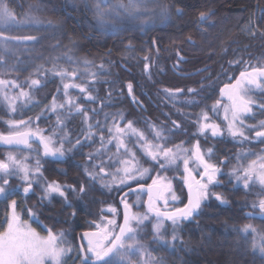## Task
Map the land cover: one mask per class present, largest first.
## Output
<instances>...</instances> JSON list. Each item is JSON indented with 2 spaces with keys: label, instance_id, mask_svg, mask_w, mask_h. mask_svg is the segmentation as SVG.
Segmentation results:
<instances>
[{
  "label": "trees",
  "instance_id": "obj_1",
  "mask_svg": "<svg viewBox=\"0 0 264 264\" xmlns=\"http://www.w3.org/2000/svg\"><path fill=\"white\" fill-rule=\"evenodd\" d=\"M5 2L18 19L24 18L27 15L26 11H33L44 24L29 27L26 31L22 30L23 34H16L20 30H15L14 34L18 36L38 34L43 36L44 40H48L46 42L53 44L52 48L42 47L43 56L33 61H26L30 57L27 53L20 57L18 54L10 55L0 51L6 60L4 68L8 69L5 75L17 74L16 80L20 82L31 78L39 79L41 77L30 76V73L34 72L37 65L52 68L50 56L56 53V57H62L63 53H67L73 59H87L92 64L88 66L87 72H83L86 70L85 66L79 65L83 75L78 82L89 81L91 94L98 98L94 103L86 102L77 89H71L70 95L88 109H102L93 120L103 122L104 113H123L124 123L134 121V125L149 136V123L155 124L165 129L164 134L169 137V147L184 142L183 147L191 149L192 145L198 142L202 147H209L212 150L210 156L212 163L219 164L220 159L226 157L227 161L223 165L225 168L247 166L249 160L254 159V152L258 150L259 143L249 141L239 143L227 136L212 137L206 133L201 134L195 121L201 110L206 109L212 117L223 124V121L211 111L212 105L220 99V88L225 83L233 82L234 77L244 68L242 63L230 65L229 61L243 60L254 64L264 61V35H261L264 33V0H147L145 6L151 10L147 15L135 20H129L126 13L107 17L109 25H117L115 30L110 26L101 29L97 25L93 11L89 10L96 0H5ZM126 2L127 0H109L103 7ZM160 4L168 5L167 18H161L159 15ZM177 9L181 11L177 12ZM209 10L211 15L208 22L199 23L198 14ZM49 20L56 22L57 26L54 29L47 27ZM142 20H148L149 23L142 26L140 23ZM252 32L256 35H250ZM57 44L60 46L54 47ZM145 57L149 59L146 60ZM58 64L69 70L73 67L65 58L59 59ZM101 64L103 68H100ZM145 64H149L147 71ZM92 73H96L95 83H91ZM229 76L233 77V80L230 81ZM43 79L47 81L45 86L31 92L32 106L19 107L17 113L12 115L9 108L0 103V133H8L11 130L7 123L9 120H27L31 117L33 124L30 127L34 130L38 125L45 130L44 134H47L53 129L59 115L65 120L66 130L75 142L77 135H82L80 116H68V110L65 109L59 113L45 112L39 121L36 120L41 109L50 103L58 87L61 88L59 102H63L64 99L62 84L58 77H53L49 73ZM129 84L132 85L131 94L128 90ZM23 87L28 90L26 83ZM177 88L182 89V93L174 97L165 94V89ZM188 88H196L199 94L188 93ZM252 95L255 98H264V88L252 92ZM188 100H196L199 103L188 104L186 103ZM36 101L39 103H35ZM263 112H258L254 117H261L260 113ZM254 117L252 119L244 117V124L257 123V118ZM111 119L109 116V122ZM173 121L180 125L179 129L174 128ZM252 132L254 131L246 130L250 136ZM134 141L136 139L131 138L129 145L137 152L141 163L150 168V175L139 180V183H149L154 173L163 176L172 181L174 192L180 198L170 203V209L182 206L186 201V188L180 181L183 175L182 163L178 162L177 165L160 170L158 164L153 166L152 162H145L146 158L135 146ZM70 146L67 143L64 145L65 148ZM99 146L97 136L95 143L85 144L68 154L62 161L51 157L37 158L41 164L48 163L44 179L56 180L60 184L70 183L72 179L70 186L76 191H72L71 188L66 190L68 203H65V198L58 194L42 199L43 181L39 178L34 182L33 190L25 194L24 183L19 176L7 177L9 178L7 187L11 194L6 198L0 196V232L7 227L6 216L10 211L8 206L12 200H16V210L20 213L21 219L40 234L44 235L48 229H52L54 233L63 231L67 237L66 241L73 246V251L66 258V264H80L78 236H81L85 229L95 228V223L99 224L108 214L104 207L111 203L118 209L119 221L121 211L117 198L124 189L137 184L131 183L121 188L103 187L100 180L94 183L90 181L85 174L86 168L91 170L87 154L94 152ZM34 148L40 151L37 146ZM10 149L19 148L0 147V160L6 159L5 153ZM241 150H249L253 154L239 158L237 155ZM115 151V145H112L107 153L96 157V160L106 159ZM263 153L264 151H258V154ZM37 159L31 157L25 161L34 167ZM115 167L113 164L112 169ZM217 180V184L210 186V192L222 194L226 203L221 204L214 195H210L202 204L199 214L191 220L182 222L176 229L175 240H170L173 236L171 222L165 221L170 225L162 231L163 239L169 241L167 247L161 246L154 239L152 225L156 218L149 214L150 219L146 222L139 239L154 257L163 258V264H264V255L259 250L260 243H256L254 234L251 231L247 234L240 231L245 225H252L258 230L259 236L264 234V218L247 217L245 214L246 211H259L253 207V202L257 203L264 198V192L261 188L253 186L246 189L244 185L237 184L230 174H220ZM81 184L91 185L86 195L79 194ZM134 193L126 197L132 200ZM143 199L144 195L141 196L139 205L137 207L133 205V208L146 214ZM28 209L36 214V218L29 217ZM253 241L256 247H253ZM137 259L138 256L131 257L133 262Z\"/></svg>",
  "mask_w": 264,
  "mask_h": 264
},
{
  "label": "snow or ice",
  "instance_id": "obj_2",
  "mask_svg": "<svg viewBox=\"0 0 264 264\" xmlns=\"http://www.w3.org/2000/svg\"><path fill=\"white\" fill-rule=\"evenodd\" d=\"M147 0H127V3H120L110 7H103L107 5L109 0H96L95 4L89 9L93 11L94 19L97 25L101 28L111 27L116 29V24L109 25L107 17L112 16L115 8L119 7L124 10L129 20H135L140 16L147 15L149 9L146 8ZM32 6H30L31 9ZM87 8V3L85 4ZM180 12V9L176 10ZM158 12L161 18H167L169 15V7L166 4L158 5ZM211 11L200 12L198 14V22H208ZM26 20L40 25L41 20L32 15H27ZM24 21L15 19L12 11L9 9L5 0H0V40L5 43L9 38L3 36V30L13 25L19 26ZM141 25L149 23L148 20H142ZM56 22L47 21V27L55 28ZM250 35H256L255 32ZM261 35H264L262 33ZM25 40H35L36 37H24ZM189 39H191L189 37ZM71 43V41H70ZM57 44L54 47H59ZM131 47V45H128ZM6 51V49H5ZM65 58L69 65H73L71 70L67 67H62L58 64V60ZM145 59H149L145 57ZM53 67L44 68L43 65H37L34 72L30 76L41 77L39 79H26L23 82L18 80H10L0 78V92H3V99L7 101L9 112L12 115L17 113L18 106L27 108L33 105V98L31 95L32 90L45 86L46 80L43 79L47 74L51 73L53 77H58L62 84L63 102H59L58 96L61 88L58 87L55 94L52 95V100L49 104L41 109L40 114L37 115L36 120L39 121L45 112L59 113L67 109L68 116L81 117V133L77 135L75 142H73L69 131L66 130L65 120L59 115L54 126V130L50 135H44V129L38 125L33 130L30 126L33 124V119L29 117L27 120H9L8 127L11 129L8 134L0 133V143L8 146H19L21 144L30 147L29 141L35 137L38 138L40 145L43 147V157H51L54 160L62 161L68 154L73 153L75 150L80 149L85 144L95 143L98 136L100 146L94 152L87 154L88 163L91 164V170L85 169V174L93 183L97 180L103 182V187H111L113 185L128 186L130 183L139 184L140 178L149 173L150 169L144 168L140 163V158L137 152L128 147L132 137L136 139V146L138 150L143 153L146 158L145 162H152L153 166L159 165V169L163 170L166 167L177 165V162L183 160L185 178L184 182L188 188V202L182 208H175L168 210V196L171 197L173 202L180 198L172 191L171 182H165V178L157 177L152 179V184L148 185L147 191L149 199L147 201V213L135 214L130 211L131 205L126 200L127 193L121 198V204L124 208L123 223L117 224L115 219H107L106 222L102 218L101 223L96 225L97 231L85 232L82 239L87 240V247L81 245L80 264H163V258H157L147 250L145 245L140 241L139 236L143 231L146 222L149 221V214H155L156 223L152 225V232L154 239L163 247H167L169 241L163 239L164 222L170 221L173 226V237L176 239L175 231L184 221L191 220L194 216L198 215L202 204L214 195L216 200L221 204L226 203V200L219 193H211L210 186L218 183L217 175L221 172L217 164L212 163L210 156L211 149L207 150L206 154L201 151L200 145L197 142L192 145L191 149L183 147V143L169 147V137L166 136L165 129L157 127L155 124L149 123V134L144 130L138 129L134 126V121H127L124 123L125 116L123 113H104V121L93 120V117L99 114L102 109L92 108L88 109L77 101V98L70 95L71 89H77L83 95L86 102L94 103L98 97L93 96L90 91V82L82 81L76 83L83 73L80 72L79 65L82 63L87 68L92 64L87 59L76 58L67 53L64 57L51 58ZM243 64L244 68L240 71L239 76L234 77V82L225 83L220 88L221 97H227L230 101L229 105H223L221 99H217L212 105L211 111L218 113L219 108H224V121L227 122V132L233 137H239L242 141L249 139H257L264 142V121H260L256 125H245L244 117L253 112V105L255 101L248 96L250 86L257 88L264 87V61L252 63L243 60L229 61V64ZM6 65L5 56L0 54V68ZM14 67V66H12ZM145 70L149 68V64H145ZM103 68V65H100ZM207 69H204L206 71ZM2 75V73H0ZM91 83H95L96 73H92ZM229 80L233 77L229 76ZM28 85V90H25L23 85ZM13 89H19V92L10 96L8 93ZM129 94L132 93V85H128ZM203 90L201 86L200 91ZM165 94L174 97L182 93V89H165ZM188 93L198 95L199 92L196 88H188ZM18 102H21L18 105ZM35 103H39L36 101ZM188 104H198L199 101L188 100ZM264 109V104L259 105ZM112 119L109 122L108 117ZM119 117V118H117ZM173 126L176 129L180 125L173 121ZM195 124L198 126L199 133L204 134L206 130H210L212 136L223 134L221 125L212 121L209 111L202 109L197 115ZM27 128V130H22ZM259 129V130H257ZM246 130L254 131V136L249 137L245 134ZM170 132L171 129H168ZM61 132L63 133L61 135ZM71 145L65 148V144ZM58 145V146H57ZM115 145L116 151L107 156L106 159L96 160V157L103 156L108 152L110 146ZM252 153H247L251 155ZM95 161V162H94ZM191 164L203 170L199 173L201 180H196L192 173L193 168ZM225 163V161H221ZM116 167L112 169V165ZM111 169V170H110ZM14 170H19L22 173V181L25 185L23 192L30 193L33 190L34 182L37 178L43 180V193L44 198H50L53 194H58L60 197L65 198V203H68L65 192L68 188L72 191L76 189L69 185H62L56 180H46L41 171L40 159L36 160L33 168H29L19 161L12 153L7 154L5 160H0V179L3 183L0 184V196L11 194L8 189L9 179L14 174ZM231 175L236 177L237 182L243 181L244 187L250 188L252 183L258 182L261 185L262 192H264V155L258 156L257 160L249 162L247 166H237L231 171ZM110 178V179H109ZM85 184L79 186V194L86 195L88 187ZM144 185L139 184L137 189L132 191L142 192ZM155 190V191H154ZM163 200L164 210L162 211L158 206V202ZM70 206V205H69ZM256 202H253L255 208ZM10 211L8 212L7 227L4 231L0 232V264H66V257L73 251V246L64 239V232L54 233L52 229L47 230V236L41 237L37 234L35 229L31 228L27 222L21 221V215L17 212V201L12 200L9 204ZM259 208L264 214V198L259 200ZM108 211L116 214L117 209L109 206ZM30 218H36V214L28 209ZM115 227H119V231H115ZM241 232L247 234L249 231L257 233V229L252 225H245ZM246 238V236H245ZM67 244V247L63 245ZM253 241V247H256ZM259 250L264 255V234H260ZM132 256H138V259L133 262ZM119 258L117 261L116 258Z\"/></svg>",
  "mask_w": 264,
  "mask_h": 264
},
{
  "label": "rangeland",
  "instance_id": "obj_3",
  "mask_svg": "<svg viewBox=\"0 0 264 264\" xmlns=\"http://www.w3.org/2000/svg\"><path fill=\"white\" fill-rule=\"evenodd\" d=\"M127 3V2H126ZM125 3V4H126ZM118 5V4H117ZM10 9V8H9ZM11 11H12V13H13V15H14V17H15V19L16 20H18V21H24V23L23 24H21V25H19V26H15V25H13V26H11V27H8V28H5L4 30H3V36L4 37H7V38H9L8 39V41L5 43L4 41H2V40H0V51H3L4 53H8V54H10V55H16V54H18V55H20V57L21 56H23V54H28V55H30V57H29V59H27L26 61H29V60H35V59H37V58H41L42 56H43V54H44V51H42L41 49H42V47H49V48H52L53 47V44L52 43H48V42H46V41H48V40H44V38H43V36H40V35H38V34H36V35H32V36H18V35H16V34H23L22 32V30H24V31H26V29L27 28H29V27H38V26H42V25H44L43 24V22L40 24V25H36V24H33V23H31V22H29V21H27L26 20V16L27 15H32V16H36V14L33 12V11H26L27 12V15L24 17V18H22V19H18L17 17H16V15L14 14V11L12 10V9H10ZM122 13H125L124 12V10L123 9H121V8H119V7H116L115 8V12H114V14H118V15H120V14H122ZM127 15V14H126ZM37 17V16H36ZM151 22H152V20H151ZM15 30H20V31H17V33L16 34H14V32H15ZM24 37H36V39L35 40H25L24 39ZM5 49H6V51H5ZM3 54V53H2ZM46 54V53H45ZM50 54V53H49ZM66 53H63L62 54V57H64V55H65ZM56 55H57V53L53 56V55H51L50 57L51 58H53V57H56ZM44 58V57H43ZM82 64V63H81ZM82 66H85V65H83L82 64ZM85 71H83V72H87V71H89L88 69H89V67H85ZM7 68H1L0 69V72L2 73V75H0V78H3V79H10V80H16V77H18V75L17 74H15V76H9V75H5L6 74V72H7ZM31 79H36V78H31ZM76 83H79L78 82V80H76L75 81ZM234 82V81H233ZM81 83V82H80ZM222 88V87H221ZM263 88L264 87H260V88H257V87H255V86H250L249 87V90H248V96L252 99V100H254L253 98H252V93L251 92H254V91H261V90H263ZM26 90V89H25ZM19 92V89H13V90H11L9 93H8V95H10V96H14V95H16L17 93ZM219 98L222 100V104L223 105H229L230 104V101L227 99V97H221V95L219 96ZM255 98V97H254ZM259 98H262V97H259ZM0 103H3V104H5L7 107H8V103H7V101H5L4 99H3V92H0ZM21 102H18V105L20 104ZM256 103V102H255ZM260 104V103H259ZM258 104V105H259ZM20 106H18V108H19ZM255 110H256V107H255V105H253V112H255ZM252 112V113H253ZM215 115L214 116H216L217 118L219 117L222 121H223V124H220V122L216 119V118H214V117H212L211 116V114H209L211 117H212V121L213 122H215V123H217V124H219V125H221V128L223 129V134L222 135H218L217 137H220V136H227V137H229L231 140H233V141H235V142H239V143H242V142H244V141H242L239 137H237V138H233L228 132H227V122L226 121H224V119H223V117H224V108H223V106H221L220 108H219V112L218 113H214ZM259 122V121H258ZM56 124V123H55ZM253 125H256V124H253ZM54 126L55 125H53V129L50 131V132H48L47 134H44L45 136H47V135H50L51 133H52V131L54 130ZM136 128H138L136 125H134ZM138 129H140V128H138ZM22 130H25V129H22ZM27 130V129H26ZM257 130H259V129H257ZM205 133L206 134H209L210 136H212V133H211V131L210 130H206L205 131ZM245 134L247 135V136H249V137H253V136H250V135H248L246 132H245ZM213 137V136H212ZM216 137V136H215ZM135 137H132V139H134ZM254 140H256V139H249V140H246V141H249V142H255ZM135 142V144H136V141H134ZM130 143H128V147H130V148H132L133 149V147H131L130 145H129ZM200 145V144H199ZM58 146V145H57ZM136 146V145H135ZM137 148H138V146H136ZM200 149H201V151L202 152H204L205 154H206V159H207V150L208 149H210L209 147H202L201 145H200ZM134 150V149H133ZM135 151V150H134ZM9 153H12L13 155H15L16 156V158L19 160V161H21V163L22 164H24V165H27L30 169L33 167V166H30L29 164H27L26 163V161H25V159H31V157H33V158H39L38 156H39V153H38V150H35V148H33V147H27V148H21V149H17V150H15V149H10V150H8L6 153H5V155L7 156V154H9ZM247 153H252V152H250L249 150H241L239 153H238V157L239 158H241V157H246V156H249V155H247ZM255 153V156H254V159L253 160H257V157L258 156H261V155H264V153L263 154H258V150L257 151H255L254 152ZM143 154V153H142ZM253 154V153H252ZM24 159V160H23ZM252 160V161H253ZM178 162H181L182 163V167H183V175H182V177H181V179H180V181L182 182V184L185 186V188H187V186H186V184H185V182H184V178H185V172H184V164H183V160H180V161H178ZM177 162V163H178ZM249 162H251L250 160H249ZM249 162H248V164H249ZM140 163H141V161H140ZM141 165L144 167V168H148V169H150L149 167H147V166H145V165H143L142 163H141ZM217 166L218 167H220V169H221V172L217 175V178H218V176L220 175V174H223V173H226V174H230L231 175V171H232V169L234 168V167H237V166H232V167H228V168H225L224 166H223V164L221 165V164H217ZM190 167L191 168H193L194 169V171H193V175H198L200 172H201V168H199V167H197L195 164H191L190 163ZM150 175V171H149V173L148 174H146L145 176H143L142 178H140V180H143V179H145V178H147L148 176ZM12 176H19L20 177V180L22 181V179H21V177H22V173L21 172H19V170H14V174L12 175ZM12 176H10V177H12ZM232 177H233V179H234V181L237 183V184H241V185H244V183H243V181H239V182H237V180H236V177L234 176V175H231ZM155 177H157V173H154V175H153V177H152V179L153 178H155ZM160 177H163V176H160ZM164 178V177H163ZM152 179L150 180V182L149 183H152ZM167 181H170V180H168V179H166L165 178V182H167ZM23 182V181H22ZM171 182V186H172V191H174V189H173V183H172V181H170ZM3 182H0V184H2ZM131 184V183H130ZM113 186H117V187H119V188H121V187H123V186H118V185H113ZM251 186H253L254 188L255 187H257V188H261V185L258 183V182H256V183H252L251 184ZM24 187H25V185H24ZM262 189V188H261ZM176 194V193H175ZM143 195V192H135L134 193V195H133V199L132 200H130L128 197H126V200H127V202L129 203V205H131V212L132 213H135V214H141V215H143V214H145V213H142V212H139V211H137V210H135L134 208H133V205H135L136 207L139 205V203H140V198H141V196ZM168 206H167V208L168 209H170L171 208V205H170V203L171 202H173L172 200H171V197L170 196H168ZM256 209H258L259 211H260V208H259V202H257L256 203ZM109 206H111V207H114V208H116L117 209V207L114 205V204H109V205H107V206H105L104 207V209H105V211L108 213V214H106V216L103 218L104 219V221L106 222V220L107 219H115L116 221H117V224L119 225L120 224V220L118 221V213H116V214H113V213H111V212H109L108 211V208H109ZM157 206L160 208V209H162V210H164V202H163V200H161V201H159L158 202V204H157ZM117 212H118V209H117ZM21 221L22 222H25V221H23L22 219H21ZM101 223V222H100ZM99 223V224H100ZM155 223H156V221H155ZM27 224L31 227V228H33L28 222H27ZM168 226L170 227V225H168L166 222H164V229H162V231L163 230H165L166 228H168ZM171 227H173L172 225H171ZM34 229V228H33ZM118 229H119V227H115V231L117 232L118 231ZM36 231V230H35ZM37 232V234L39 235V236H41V237H46L47 236V232L44 234V235H42V234H40L38 231H36ZM254 234V238H255V240H256V243L257 244H259L260 243V236H259V234H258V232L257 233H253ZM173 237V236H172ZM64 239L65 240H67V237H66V234L64 233ZM170 240H173L172 238L170 239ZM64 247H67V244H65V245H63ZM67 258V257H66ZM49 264H51V262H49Z\"/></svg>",
  "mask_w": 264,
  "mask_h": 264
},
{
  "label": "water",
  "instance_id": "obj_4",
  "mask_svg": "<svg viewBox=\"0 0 264 264\" xmlns=\"http://www.w3.org/2000/svg\"><path fill=\"white\" fill-rule=\"evenodd\" d=\"M237 76H239V74H238ZM237 76H236V77H237ZM222 87H223V86H222ZM4 134H8V133H4ZM30 142H36V143L41 147V149L43 150V147H42V145H40V143H39V141H38V138L33 137V138L29 141V143H30ZM19 146H25V145L21 144V145H19ZM0 147H18V146H8V145H4V144L0 143ZM222 161H224V160H222ZM192 175H193V174H192ZM193 177H194L196 180H201V176H200V175H199L198 177L195 176V175H193ZM139 184L144 185V190H143V192L145 193L144 206H145V208H146V210H147V201H148V199H149V194H148V191H147V187H148V185H150V184H152V183H139ZM139 184H135V185H133V186H130V187L124 189V190L119 194V196H118V198H117V202H118V205H119V208H120V211H121V221H120V224L123 223V215H124V208H123V205L121 204V198L124 197L126 193H127V194H130V193L136 192V191H132V189H137V188L139 187ZM154 191H155V190H154ZM187 202H188V188H186V201H185V203H184L182 206L177 207V208H182L185 204H187ZM173 209H175V208H173ZM173 209H168V210H173ZM161 210H162V209H161ZM130 211H131V209H130ZM162 211H163V210H162ZM245 214H246L247 217H255V218L262 217V218H264V214H262L261 212L246 211ZM151 215H153V216L155 217V214H151ZM97 224H98V223H95V226H96ZM95 231H97V228H96V227L93 228V229H85V230H83V231L81 232V236H78V244H79V248L81 247V245H83V246H84V244L87 245V240L82 239L83 234H84L85 232H95ZM118 231H119V229H118ZM118 231H117V232H118Z\"/></svg>",
  "mask_w": 264,
  "mask_h": 264
},
{
  "label": "flooded vegetation",
  "instance_id": "obj_5",
  "mask_svg": "<svg viewBox=\"0 0 264 264\" xmlns=\"http://www.w3.org/2000/svg\"><path fill=\"white\" fill-rule=\"evenodd\" d=\"M252 93V92H251ZM252 98L254 99V101L256 102L254 105H255V107H256V110H255V112H253V113H251V114H249V115H247L246 117H249L250 119H252L255 115H257V113L258 112H260V111H264V109H261L260 107H259V105H261V104H264V98H254V96H252ZM261 101H263V102H261ZM260 103V104H259ZM259 104V105H258ZM260 116L261 117H254V118H257L256 120H257V123H255V124H258L260 121H264V112L263 113H260ZM259 121V122H258ZM252 123H250V125H251ZM252 136H254V132H252ZM255 142V144L256 143H259V145H258V151H264V142H260V140H254ZM30 144V146L31 147H38L39 148V150L40 151H38V153H39V156L38 157H43V150L41 149V147L36 143V142H30L29 143ZM27 147H29V146H27V145H25V146H18V147H10V148H19V149H21V148H27ZM222 160H224L225 161V163H226V161H227V158L226 157H223V158H221L220 159V161H219V164H225V163H221V161ZM46 165H48V163H46V164H41V171H42V173H43V177L45 178V176H46ZM70 165H72V162L70 163ZM203 169L201 168V171H202ZM57 172H58V170H57ZM0 175H2V174H0ZM195 176H199V174L198 175H195ZM9 179V178H8ZM0 180H2V179H0ZM39 180H41L40 178H39ZM43 181V180H42ZM62 185H72V179H71V182L70 183H65V184H62ZM65 195H66V197H68V194H67V192H65ZM143 195H144V199H145V193L143 192ZM144 199H143V204H144ZM258 212H261V211H258ZM262 218V217H261ZM84 247H87V245H84Z\"/></svg>",
  "mask_w": 264,
  "mask_h": 264
}]
</instances>
